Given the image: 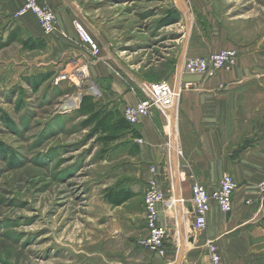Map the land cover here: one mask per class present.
<instances>
[{"label": "rangeland", "instance_id": "rangeland-1", "mask_svg": "<svg viewBox=\"0 0 264 264\" xmlns=\"http://www.w3.org/2000/svg\"><path fill=\"white\" fill-rule=\"evenodd\" d=\"M40 2L55 11L56 31L45 33L33 13L0 26V264H103L120 236L138 244L129 232L138 229V140L125 133L107 142L80 114L92 81L103 91L92 96L102 115L122 103L112 78L95 79L90 66L106 60L137 91L136 78L168 80L194 36L241 45L264 38V0ZM76 21L100 45L99 59L80 43ZM27 32L44 39L40 48L23 46ZM133 189L126 202L109 200L111 190Z\"/></svg>", "mask_w": 264, "mask_h": 264}, {"label": "crops", "instance_id": "crops-1", "mask_svg": "<svg viewBox=\"0 0 264 264\" xmlns=\"http://www.w3.org/2000/svg\"><path fill=\"white\" fill-rule=\"evenodd\" d=\"M24 2L0 0V26ZM27 33L22 40L31 38ZM226 48L238 52L230 69L213 77L185 72L187 57ZM90 68L95 79L112 78L109 90L122 99L120 112L149 96L153 82L136 78L137 91L106 60ZM168 80L175 87L185 82L192 85L183 88L179 99L160 105L152 115L141 116L133 124L138 136L130 132L136 142L142 139L137 143L138 164L134 169L138 178V229L129 230L138 232V244L120 236L103 264H212L208 240L216 241L223 264H264V198L259 189L264 178V38L241 45L194 36ZM153 166L157 172H152ZM225 173L232 174L237 182L232 210L224 212L213 200L207 228L199 232L194 228L193 184L200 182L212 193L220 188ZM152 179L172 201L170 207L158 205V223L168 230L164 255L139 244L147 234L145 190ZM134 191L137 189L122 191L131 194L126 201L134 197Z\"/></svg>", "mask_w": 264, "mask_h": 264}, {"label": "built area", "instance_id": "built-area-1", "mask_svg": "<svg viewBox=\"0 0 264 264\" xmlns=\"http://www.w3.org/2000/svg\"><path fill=\"white\" fill-rule=\"evenodd\" d=\"M27 13H33L42 28L50 34L59 27L58 17L54 10L45 7L40 0H25L23 6L16 12L18 17ZM75 28L80 43L87 49L89 57L97 60L101 55V47L98 42L90 35L80 21L75 22ZM237 60V52L234 49H226L211 53L201 57H188L185 61L184 70L186 73H195L213 77L224 69L231 68ZM89 64H85L81 72L89 73ZM191 82H185L183 86L175 87L168 80L153 82L149 86L148 98L139 101L135 105H128L122 111L124 118L130 123H137L141 116H148L160 105H164L172 99H179L183 88H189ZM88 93L96 99L103 96L101 87L92 81L88 88ZM139 142L142 139H138ZM152 172H157L156 167L151 168ZM237 188V182L232 174L225 173L221 179L220 188L210 193L200 182H195L192 187L193 204L195 206L194 228L201 232L206 230L208 224V214L211 210L212 201H216L224 212H230L233 205V196ZM259 189L264 198V178L259 183ZM160 203L166 206L172 205L171 199L165 197L164 192L159 187L157 181L152 179L148 182L145 190V211L147 234L139 240L142 247L148 248L159 255H164L166 251V239L168 230L158 223ZM207 246L212 264H223L222 257L216 241L208 240Z\"/></svg>", "mask_w": 264, "mask_h": 264}, {"label": "trees", "instance_id": "trees-1", "mask_svg": "<svg viewBox=\"0 0 264 264\" xmlns=\"http://www.w3.org/2000/svg\"><path fill=\"white\" fill-rule=\"evenodd\" d=\"M12 41L17 40L16 34L11 35ZM41 42L44 39H26L22 40V44L26 48L35 49L40 48ZM79 112L81 115H86L89 117V122L94 125L96 131H101L105 133L107 142L117 140L122 134L133 132V136H138L134 131V126L132 123L127 121L123 115H120L119 111H107L102 115L101 109L98 107L94 98L85 94L82 96ZM109 200L115 204H120L131 197L130 193L114 192L113 190L108 193Z\"/></svg>", "mask_w": 264, "mask_h": 264}, {"label": "bare ground", "instance_id": "bare-ground-1", "mask_svg": "<svg viewBox=\"0 0 264 264\" xmlns=\"http://www.w3.org/2000/svg\"><path fill=\"white\" fill-rule=\"evenodd\" d=\"M65 109H71L73 106V102L71 101L69 104H66Z\"/></svg>", "mask_w": 264, "mask_h": 264}]
</instances>
